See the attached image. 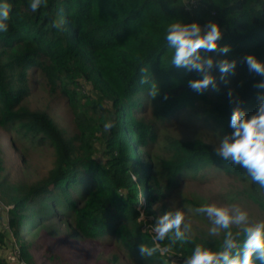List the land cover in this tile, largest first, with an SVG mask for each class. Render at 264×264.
<instances>
[{
    "label": "trees",
    "instance_id": "obj_1",
    "mask_svg": "<svg viewBox=\"0 0 264 264\" xmlns=\"http://www.w3.org/2000/svg\"><path fill=\"white\" fill-rule=\"evenodd\" d=\"M6 2L11 11L8 31L0 33V131L13 150L45 146L53 154L44 176L28 183L11 182L2 175L0 142V201L9 206L7 224L19 258L35 262L39 256L46 264H72L41 234H34L44 222L56 220L82 239L120 245L134 264H174V254L179 255L176 264H182L197 244L219 250L223 232L210 237V221L194 211L208 203V197L184 191L188 180L207 178L213 170L241 184L224 194L227 200L252 199L264 220V190L243 168L216 157L213 145L200 136L158 135L183 108L198 107L201 120L220 137L233 131L230 118L236 99L249 117L256 112L257 92L264 89L254 84L264 77L250 72L242 57L252 54L264 63V0H199L190 9L184 0H47L35 13L29 0ZM61 19L62 30L51 26ZM177 21L201 26L212 21L220 27L218 47L228 45L230 51L207 55L237 64L225 77L227 84L213 68L218 91L211 87L203 93L193 91L188 81L202 76L171 63L173 49L165 39L166 29ZM141 68L147 71L141 73ZM142 76L147 83H140ZM79 78L90 82L87 95L78 89ZM31 80L45 88L55 106L68 109L71 134L54 117L53 104L29 105ZM151 83L160 89L155 98L149 95ZM144 102L148 111L137 114ZM107 121L115 124L109 131L104 129ZM159 141L165 151L158 155L149 148ZM140 197L145 199L146 216L152 218H140ZM177 208L188 221L198 219L202 224L190 221L191 232L171 253L142 257L138 246H153L151 228L157 218ZM8 238L0 229V248ZM167 243L161 242V247ZM0 264H7L1 255Z\"/></svg>",
    "mask_w": 264,
    "mask_h": 264
},
{
    "label": "clouds",
    "instance_id": "obj_2",
    "mask_svg": "<svg viewBox=\"0 0 264 264\" xmlns=\"http://www.w3.org/2000/svg\"><path fill=\"white\" fill-rule=\"evenodd\" d=\"M47 0H29V8L35 13L46 6ZM11 5L0 2V33L8 31L7 21L10 18ZM64 21L53 20L52 27L62 30ZM165 39L169 48L173 49L171 63L177 68H184L189 72L199 73L201 79L188 81V86L197 93H203L209 87L219 90L217 81L212 75L213 68H218L221 80L225 84V77L234 73L237 61L222 59L214 61L207 53L219 52L227 54L230 46L218 47L217 42L222 39V32L217 23L208 21L204 26L197 22L170 23L166 29ZM203 53V54H202ZM242 61L250 72L264 77V63H261L252 54H246ZM141 73L147 69L141 68ZM147 78L142 76L140 83H147ZM258 90L264 89V79L254 84ZM157 83H151L149 95L155 98L159 94ZM229 102H233V91L229 88ZM167 95L164 96L166 100ZM259 101L256 112L250 117L240 107V101L235 100L230 118V134L224 135L219 144L214 147L216 157L239 166L245 174L261 190H264V92H257ZM115 126L113 121L104 124L105 131ZM135 178V177H134ZM195 213L206 216L210 221L209 236L216 237L223 232V239L219 250L213 251L201 244L194 246L191 254L185 257L182 264H264V220L252 222L249 214L238 204L217 205L205 203L194 209ZM141 219L144 212L141 211ZM235 226L238 231L233 232ZM192 224L186 219L185 212L180 208L174 211H165L152 226L153 246L143 243L138 246L142 257H151L157 252L171 253L173 246L178 241L186 238V233L191 232ZM172 234V235H170ZM168 241L164 247L161 242ZM15 261V257L11 258Z\"/></svg>",
    "mask_w": 264,
    "mask_h": 264
},
{
    "label": "rangeland",
    "instance_id": "obj_3",
    "mask_svg": "<svg viewBox=\"0 0 264 264\" xmlns=\"http://www.w3.org/2000/svg\"><path fill=\"white\" fill-rule=\"evenodd\" d=\"M30 72L31 70L27 71L28 75L31 74ZM39 80L41 79L39 78ZM31 83V93L28 97L29 105L32 108H38L53 104L52 109L54 117L60 123L65 133L71 134L74 131V127L71 119L72 116L68 109L65 106H62V104L55 106V103L50 100L51 96L47 94L43 86L37 85L36 82L33 83L32 80ZM90 87L91 85L89 81L83 80L82 78L78 79V89L82 93H85V95L90 93ZM81 99L85 100L86 97L83 96ZM148 108L149 106L144 102L142 108L138 110L137 114H140L145 110L148 111ZM199 111L200 109L198 107H195L193 110L190 108L179 110L174 118H172V122H168L166 124L167 127L163 128L158 135L160 137L172 135L182 138L200 136L202 139L209 141L213 147H215L219 144L222 137L218 136L211 127L201 120ZM98 120H103V117L98 118ZM0 142H2V147L4 149V170L2 175H5L8 181L28 183L44 176L47 169L51 166L53 154L45 146L35 149L26 148L25 150H13L11 149V146L8 145L5 134L2 131H0ZM150 147L149 150L154 154L156 153L159 155L165 151L161 141L152 143ZM144 151L146 150L144 149ZM22 153L24 154L22 155ZM141 153L142 151L139 152V154ZM187 183L188 185L184 187V191L188 192L195 190L198 194L207 196L208 203H215L220 206L238 204L242 209L248 212L249 220L252 222L260 221L262 217L261 211L252 199L246 200L239 197L232 201L227 200L224 194L228 190L237 189L241 186L240 182L231 175L213 170L207 175V178L199 181L190 179ZM144 203L145 199L140 197L138 208H140V211L144 212V218L146 217L150 219L152 218V214L146 216L143 206ZM8 207L9 206H5L0 201V213L2 215L0 229L8 234L9 237L6 240L5 246L0 248V255L6 258L7 264H16L18 247L14 237L9 233V225L7 224L5 212ZM190 221L195 223L200 222L198 219H192ZM200 223L202 224V222ZM33 231L34 234H41L53 249L61 254L66 261H69L72 264H134L128 260L120 245L114 246L110 243L101 244L99 241L82 239L75 233L71 232L66 224L60 220L53 221L50 225L44 222V224L38 229ZM29 236L30 235L28 234L26 237ZM113 255H116V261H114ZM177 256L179 255L174 254V256H171L174 264H176V259L179 260ZM12 257H15V261L11 259ZM34 259L35 262L29 261L28 263L46 264L44 259L39 256H35Z\"/></svg>",
    "mask_w": 264,
    "mask_h": 264
},
{
    "label": "built area",
    "instance_id": "obj_4",
    "mask_svg": "<svg viewBox=\"0 0 264 264\" xmlns=\"http://www.w3.org/2000/svg\"><path fill=\"white\" fill-rule=\"evenodd\" d=\"M199 0H184V4H185V8H192V7H195L197 2ZM17 259H16V264H29L28 262L24 261L23 259L19 258V250H18V253H17Z\"/></svg>",
    "mask_w": 264,
    "mask_h": 264
}]
</instances>
